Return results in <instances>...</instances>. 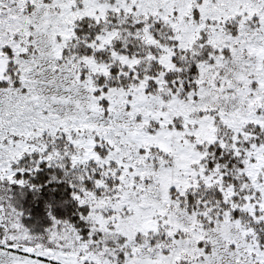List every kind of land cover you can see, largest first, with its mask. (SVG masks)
I'll use <instances>...</instances> for the list:
<instances>
[{"label": "snow or ice", "instance_id": "obj_1", "mask_svg": "<svg viewBox=\"0 0 264 264\" xmlns=\"http://www.w3.org/2000/svg\"><path fill=\"white\" fill-rule=\"evenodd\" d=\"M0 264H264V0H0Z\"/></svg>", "mask_w": 264, "mask_h": 264}]
</instances>
